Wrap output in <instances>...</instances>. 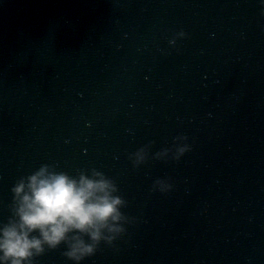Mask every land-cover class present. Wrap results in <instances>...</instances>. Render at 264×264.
<instances>
[{
  "label": "water",
  "instance_id": "95a60500",
  "mask_svg": "<svg viewBox=\"0 0 264 264\" xmlns=\"http://www.w3.org/2000/svg\"><path fill=\"white\" fill-rule=\"evenodd\" d=\"M0 264H264V0H0Z\"/></svg>",
  "mask_w": 264,
  "mask_h": 264
}]
</instances>
